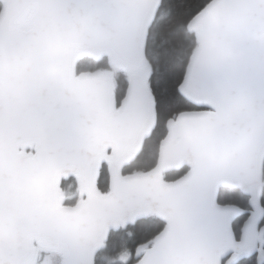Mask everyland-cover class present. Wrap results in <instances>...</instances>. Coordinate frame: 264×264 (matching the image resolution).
<instances>
[{"label": "water", "instance_id": "95a60500", "mask_svg": "<svg viewBox=\"0 0 264 264\" xmlns=\"http://www.w3.org/2000/svg\"><path fill=\"white\" fill-rule=\"evenodd\" d=\"M0 1V264H33L38 247L96 264L113 231L149 214L165 226L132 264L264 258V0H211L191 19L198 48L179 91L199 109L170 119L156 166L131 174L157 121L143 69L163 0ZM83 57L128 73L120 104L111 77L79 72ZM72 176L75 205L63 200ZM222 187L250 209L219 202Z\"/></svg>", "mask_w": 264, "mask_h": 264}, {"label": "trees", "instance_id": "16d2710c", "mask_svg": "<svg viewBox=\"0 0 264 264\" xmlns=\"http://www.w3.org/2000/svg\"><path fill=\"white\" fill-rule=\"evenodd\" d=\"M211 0H163L157 18L150 29L147 45V62L143 70L157 109V121L146 140L143 150L133 156L124 169L125 174L146 172L157 164L161 142L167 134V124L178 114L199 109L187 100L179 91L189 60L198 48L196 33L188 29L191 19L199 13ZM5 4L0 1V13ZM79 72L100 71L112 76L119 104L125 98L128 86V73L122 68H115L107 57H83L79 62ZM188 171L182 167L164 175L167 180H174ZM101 192L109 191V173L104 165L98 180ZM65 204L75 205L81 200L76 176L64 179L62 184ZM70 191V194H66ZM219 202L237 204L246 211L250 209L249 197L239 189L222 187ZM264 205V196H263ZM248 208V209H247ZM248 214L239 217L234 223L237 237ZM165 221L155 214L146 215L129 224L123 225L118 231L110 234L109 240L97 254L96 264H124L119 261V254L129 251L130 260L126 264L136 262L145 249L153 245L157 235L163 230ZM49 251L38 247L41 252ZM238 264H264V259L254 255Z\"/></svg>", "mask_w": 264, "mask_h": 264}, {"label": "rangeland", "instance_id": "374dc122", "mask_svg": "<svg viewBox=\"0 0 264 264\" xmlns=\"http://www.w3.org/2000/svg\"><path fill=\"white\" fill-rule=\"evenodd\" d=\"M114 65V64H113ZM115 68H120L118 65H114ZM145 73V70H143V74ZM106 75V74H105ZM107 76L111 77V75ZM66 194H70V191H66ZM44 251V250H42ZM41 252L40 257L36 259V261L33 264H61L62 263V256L58 252L49 250ZM131 258V254L129 251H124L119 254V261H122L124 264H126Z\"/></svg>", "mask_w": 264, "mask_h": 264}, {"label": "flooded vegetation", "instance_id": "af4514ba", "mask_svg": "<svg viewBox=\"0 0 264 264\" xmlns=\"http://www.w3.org/2000/svg\"><path fill=\"white\" fill-rule=\"evenodd\" d=\"M78 190H79V188H78ZM106 193H107V192H106ZM261 227H262V229H263V234H264V219H263V221H262ZM263 252H264V250H263ZM258 257H259V259H264V258H261L260 255H259Z\"/></svg>", "mask_w": 264, "mask_h": 264}, {"label": "bare ground", "instance_id": "6f19581e", "mask_svg": "<svg viewBox=\"0 0 264 264\" xmlns=\"http://www.w3.org/2000/svg\"><path fill=\"white\" fill-rule=\"evenodd\" d=\"M248 209V208H247Z\"/></svg>", "mask_w": 264, "mask_h": 264}]
</instances>
